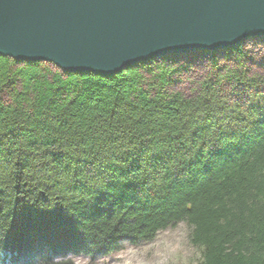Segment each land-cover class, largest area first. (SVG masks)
<instances>
[{
	"label": "trees",
	"instance_id": "16d2710c",
	"mask_svg": "<svg viewBox=\"0 0 264 264\" xmlns=\"http://www.w3.org/2000/svg\"><path fill=\"white\" fill-rule=\"evenodd\" d=\"M239 45L232 67L206 51L189 96L170 56L113 75L0 56V264L92 262L178 223L195 264H264V77Z\"/></svg>",
	"mask_w": 264,
	"mask_h": 264
},
{
	"label": "water",
	"instance_id": "95a60500",
	"mask_svg": "<svg viewBox=\"0 0 264 264\" xmlns=\"http://www.w3.org/2000/svg\"><path fill=\"white\" fill-rule=\"evenodd\" d=\"M264 38V0H0V56L113 75Z\"/></svg>",
	"mask_w": 264,
	"mask_h": 264
},
{
	"label": "rangeland",
	"instance_id": "374dc122",
	"mask_svg": "<svg viewBox=\"0 0 264 264\" xmlns=\"http://www.w3.org/2000/svg\"><path fill=\"white\" fill-rule=\"evenodd\" d=\"M239 48L248 73L264 77V38L245 39ZM209 54L198 52L169 55V58L173 59L172 65L181 69L173 78L169 91L189 96L196 89L198 82L209 72L211 64ZM214 58L221 66L223 64L233 66L232 60H223L221 50L215 52ZM227 89L230 93L231 90L228 87ZM233 98L236 99V96ZM189 232L187 224L178 223L159 232L151 243L125 244L121 250L106 257L92 262L77 259V264H195L199 259V253L188 241Z\"/></svg>",
	"mask_w": 264,
	"mask_h": 264
},
{
	"label": "bare ground",
	"instance_id": "6f19581e",
	"mask_svg": "<svg viewBox=\"0 0 264 264\" xmlns=\"http://www.w3.org/2000/svg\"><path fill=\"white\" fill-rule=\"evenodd\" d=\"M45 228V227H44Z\"/></svg>",
	"mask_w": 264,
	"mask_h": 264
}]
</instances>
